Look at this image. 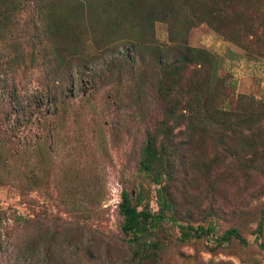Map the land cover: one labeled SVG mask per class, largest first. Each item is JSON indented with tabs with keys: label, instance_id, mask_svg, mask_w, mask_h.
<instances>
[{
	"label": "rangeland",
	"instance_id": "374dc122",
	"mask_svg": "<svg viewBox=\"0 0 264 264\" xmlns=\"http://www.w3.org/2000/svg\"><path fill=\"white\" fill-rule=\"evenodd\" d=\"M155 1L112 0L123 44L93 51L87 1L0 0V264H264V0H169L164 19ZM140 35L161 52L126 46ZM146 138L167 215L213 232L181 242L165 221L138 260L116 207L141 187L157 210Z\"/></svg>",
	"mask_w": 264,
	"mask_h": 264
},
{
	"label": "trees",
	"instance_id": "16d2710c",
	"mask_svg": "<svg viewBox=\"0 0 264 264\" xmlns=\"http://www.w3.org/2000/svg\"><path fill=\"white\" fill-rule=\"evenodd\" d=\"M33 1L38 3V5L39 3L46 2V0ZM84 1H87V4H85V6L90 7L88 8L86 13V18L89 22L87 29L90 30L87 33L90 34V38H87V43H89V41L92 42L93 51H104L107 50V48L114 49L119 47L118 45H116V42L120 41V44L122 42L118 37V29L114 22L116 21L114 20L115 12L107 8L108 4L112 0ZM116 2H118V0H116ZM155 2L157 4L156 10L160 13V15L163 16V19L169 16L163 15L164 6L169 7L171 11H173L174 9L173 3L169 0H167L166 3L164 0H158ZM147 13L148 10H145V13L144 10H137L135 12V14L143 19L146 18ZM150 14L151 15L148 18L147 23L154 21V18H159L154 17L152 13ZM40 15L41 13H39V17ZM135 26L137 27L138 25ZM61 28L62 26L57 25L56 27H54L53 31V35L56 36V41L57 39H60V48L62 50L69 48L72 51H75L77 63H80V65H85L88 58L87 55L84 56L85 46L80 49V47L73 46L68 43L66 41L67 36L61 30ZM137 28H139V26ZM0 33H2V31H0ZM138 37L140 38L139 40L126 43V46L128 48L139 47L141 50H147L148 52L155 54L158 51L161 52V50L157 46H154L153 43L150 45L148 37L144 35H140ZM144 43H146L147 46H142ZM60 48H57V51H59ZM182 60L185 61L186 59L182 57ZM170 67L176 68L174 64H168L165 66L163 65L161 71L165 77H167V75L169 74ZM254 119L256 120V117H254ZM155 142L156 141L154 138H146L142 157L138 163V170L142 174V176L146 178V180H148V183H151L155 187L154 192L156 197L157 210L153 212L147 208V205L144 203V190L141 187H139L138 192L133 197L127 191L122 190L120 192L119 202L116 207V213L118 218L120 219L118 224L119 233L125 238L126 244L130 249L131 256L133 258H137L138 260L148 259V257L154 255V252H158L162 248L161 243L155 239L154 230L165 221H168L172 225L176 226L179 232L178 239L181 242L188 241L190 239H199L213 232L211 226L203 228L202 226L192 227L189 225H176L173 217L170 214L167 215V212H171V200L169 199L168 193L166 192L164 187L160 185L159 182V178L163 176L161 170L165 169L161 165L163 152L161 151V149H158L155 146ZM220 239L225 241L234 239L239 243H243L242 238L235 229L225 230L222 233ZM150 251L152 252L151 254L149 253Z\"/></svg>",
	"mask_w": 264,
	"mask_h": 264
}]
</instances>
